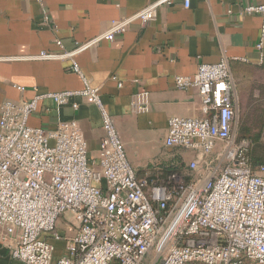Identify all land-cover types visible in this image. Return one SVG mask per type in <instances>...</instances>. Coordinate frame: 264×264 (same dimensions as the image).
<instances>
[{
    "label": "built area",
    "instance_id": "obj_1",
    "mask_svg": "<svg viewBox=\"0 0 264 264\" xmlns=\"http://www.w3.org/2000/svg\"><path fill=\"white\" fill-rule=\"evenodd\" d=\"M171 1L158 0L130 17L112 20L104 33L72 50L38 55L41 60L68 61L82 80V89L45 93L34 89L27 101L1 104L0 246L9 248L13 260L264 264V165L253 166L248 157L252 142L238 136L228 59L201 62L194 75L174 77L176 89L196 90L201 115L169 118L164 145L196 157L184 169L155 179L136 175L99 89L80 70L78 55L102 41H114L134 21L148 24L159 7ZM239 14L260 18L255 49L262 64L264 0L242 6ZM55 44L63 48L60 40ZM76 98H87L100 111L104 137L95 166L75 121L59 122L52 131L29 125L42 102L62 107ZM78 106L71 104L73 110ZM260 142L264 145V123ZM13 235L16 240L9 244ZM151 251L155 257L150 260Z\"/></svg>",
    "mask_w": 264,
    "mask_h": 264
},
{
    "label": "crops",
    "instance_id": "obj_2",
    "mask_svg": "<svg viewBox=\"0 0 264 264\" xmlns=\"http://www.w3.org/2000/svg\"><path fill=\"white\" fill-rule=\"evenodd\" d=\"M156 1L42 0L40 5L36 0H0V106L6 100L27 101L34 89L39 93L82 89V80L68 61L41 60L38 55L72 50L104 33L112 20L130 17ZM262 1L172 0L160 6L148 24L134 21L114 41H102L78 55L80 70L99 89L139 178H163L195 159L193 152L165 147L164 138L169 118L201 115L196 90H178L173 82L175 76L194 75L201 62L228 59L237 131L238 126L264 120V49L262 64L255 49L261 21L239 14L242 6ZM55 40L62 42V49ZM73 102L79 105L76 110ZM71 104L58 107L44 101L29 125L52 131L59 122L75 121L95 166L104 137L100 111L87 98ZM15 237H8L9 244ZM0 264L21 263L10 257L8 247L0 246Z\"/></svg>",
    "mask_w": 264,
    "mask_h": 264
},
{
    "label": "rangeland",
    "instance_id": "obj_3",
    "mask_svg": "<svg viewBox=\"0 0 264 264\" xmlns=\"http://www.w3.org/2000/svg\"><path fill=\"white\" fill-rule=\"evenodd\" d=\"M263 123H264L263 119H261V118L260 119H256L255 123L252 126H249L248 128H250V133H249L250 137L252 139H254V140L256 138L255 141L257 142L255 147H254V149H253V155L254 156H252V157L260 156V157L263 158V162H264V146H260V144H261V142H260V133H261V129H262ZM158 162H160V161H158ZM153 257H155V253L153 251H151L149 253L150 260Z\"/></svg>",
    "mask_w": 264,
    "mask_h": 264
},
{
    "label": "trees",
    "instance_id": "obj_4",
    "mask_svg": "<svg viewBox=\"0 0 264 264\" xmlns=\"http://www.w3.org/2000/svg\"><path fill=\"white\" fill-rule=\"evenodd\" d=\"M250 126H252V125H250ZM249 126H238V136L240 137V138H248V139H250L251 140V142H252V147H251V150H250V152H249V154H248V157H249V159H250V161H251V163L253 164V166H257V165H264V162H263V158L262 157H260V156H256V157H252V156H254L253 155V149H254V147H255V145H256V138H255V140L254 139H252L251 137H250V128H248ZM262 144V143H261ZM260 144V146H264L263 144L261 145ZM259 145V144H258ZM168 172H170V171H167V173ZM249 264V263H248Z\"/></svg>",
    "mask_w": 264,
    "mask_h": 264
}]
</instances>
